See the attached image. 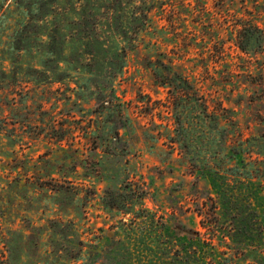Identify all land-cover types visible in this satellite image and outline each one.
<instances>
[{"label":"rangeland","instance_id":"obj_1","mask_svg":"<svg viewBox=\"0 0 264 264\" xmlns=\"http://www.w3.org/2000/svg\"><path fill=\"white\" fill-rule=\"evenodd\" d=\"M64 1L82 0H0V264L27 262L24 246L31 254L29 264H87L90 252H100L109 238H123L121 223L128 221L127 215L101 206L106 183L85 179L80 168L71 173L72 159L79 162L86 145L93 144L84 131L94 102L85 93L75 95L87 74L62 63L60 69L69 75L57 82L56 60L48 61L46 71L40 66L47 56L44 51L57 54L59 21L68 26L63 29L67 38L58 39L64 50L76 34L70 22L73 15L68 11L64 17V10H59ZM153 6L139 44L127 51L125 68L113 82L115 102L130 119L128 132L121 131L129 146L127 173L131 181L147 187L145 208L161 216L170 215L174 204L181 205L176 216L199 230V218L191 211L193 177L187 170L192 157L181 155L169 142L173 131L169 100L146 64L148 59L166 57L180 67L201 96L208 95L212 105L221 102L228 110L222 124L229 135L227 146L263 152L264 45L260 54L241 53L235 30L244 19L258 26L264 38V0H160ZM26 10L32 12L29 19ZM91 26L95 36L108 39L104 20ZM196 146L197 161L204 155V144ZM90 159L97 161L98 156ZM203 185L202 181L199 186ZM60 186L66 192H57ZM57 219L72 222L87 243L78 261L58 262L51 254L48 224ZM32 227L41 229L42 256L34 259L35 249L25 239ZM155 259L144 258L158 264Z\"/></svg>","mask_w":264,"mask_h":264},{"label":"trees","instance_id":"obj_2","mask_svg":"<svg viewBox=\"0 0 264 264\" xmlns=\"http://www.w3.org/2000/svg\"><path fill=\"white\" fill-rule=\"evenodd\" d=\"M158 1L82 0L71 4L64 1L59 10H64V17L68 11L73 15L70 22L76 34L70 37L71 45L64 50L63 41L58 39L67 38L63 29L68 26L59 21L57 54L49 49L43 52L47 56L40 66L46 71L48 61L56 60L57 82L69 75L68 70L60 69L62 63L74 71H85L86 83L77 86L75 95L85 93L94 102L90 112L93 117L84 131L93 144L86 145V154L79 162L72 159L71 173L80 168L85 179L92 177L106 183L99 198L101 206L128 216V221L121 223L123 238H109L100 252H90L86 263L153 264L144 260L152 255L158 264H264V151L254 153L244 145L239 150L227 146L229 135L222 124H226L223 112L228 110L221 102L212 105L208 95L201 96L187 74L166 57L148 59L146 67L169 100L173 120V131L168 137L171 146H176L181 155L192 157L187 170L193 177L191 211L199 218V230L176 216L182 211L181 205L174 204L170 215L161 216L145 208V200L150 197L147 187L131 181L127 173L129 146L121 138V131L128 132L130 119L115 102L113 82L125 68L127 51H133L132 45L139 44V35L145 31L155 9L153 5ZM26 11L28 19L31 18L32 12ZM98 19L104 20L108 39L93 34L91 24ZM246 21L241 19L236 27V46L243 54H260L263 34L258 26ZM205 72L209 74L207 66ZM196 144H204L201 149L204 155L197 161ZM92 156H98V160H91ZM59 173H64V165ZM202 181L204 185L200 187ZM57 192L66 191L60 186ZM48 230L50 252L57 255L58 262L80 259L87 243L73 229L72 222L49 221ZM29 232L25 239L35 249L33 259L39 258L41 229L32 227ZM133 244L135 249L131 248ZM12 247L13 244L7 245L9 258ZM94 247L97 248L96 244ZM22 249L27 255L24 264H29L31 254L26 252V246Z\"/></svg>","mask_w":264,"mask_h":264}]
</instances>
